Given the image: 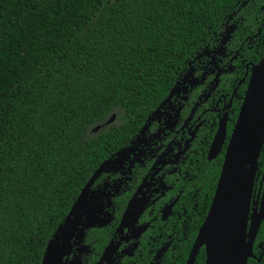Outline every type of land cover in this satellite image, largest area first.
Masks as SVG:
<instances>
[{"label":"trees","instance_id":"trees-1","mask_svg":"<svg viewBox=\"0 0 264 264\" xmlns=\"http://www.w3.org/2000/svg\"><path fill=\"white\" fill-rule=\"evenodd\" d=\"M245 1L0 0V264H42L94 173L159 110L188 62L236 13L264 16ZM263 57L264 43L243 60ZM238 76L222 81L232 89ZM259 165L262 174L264 147ZM107 229L90 231L91 262ZM195 264H206L204 250Z\"/></svg>","mask_w":264,"mask_h":264},{"label":"flooded vegetation","instance_id":"flooded-vegetation-1","mask_svg":"<svg viewBox=\"0 0 264 264\" xmlns=\"http://www.w3.org/2000/svg\"><path fill=\"white\" fill-rule=\"evenodd\" d=\"M256 1L246 0L242 9L253 6L264 12ZM227 22L226 32L188 62L181 82L171 91L174 94L149 116L88 192L81 207L85 215L81 232L63 264H173L187 249L190 258L212 206L253 67L260 63L243 60L245 51L256 53L264 43V16L247 21L245 15L236 13ZM238 33L239 44L234 41ZM230 73L243 74L232 89L222 81ZM224 121L225 142L219 155L210 160ZM259 171L260 165L250 218L260 213L264 202V171ZM90 221L96 226L89 227ZM261 227L247 264H264ZM106 228L111 236L100 258L91 262L90 231ZM202 250L206 255V248Z\"/></svg>","mask_w":264,"mask_h":264},{"label":"water","instance_id":"water-1","mask_svg":"<svg viewBox=\"0 0 264 264\" xmlns=\"http://www.w3.org/2000/svg\"><path fill=\"white\" fill-rule=\"evenodd\" d=\"M173 94L174 91L171 96ZM115 119L116 116H113L107 125L112 124ZM100 128L97 127L94 131L98 132ZM225 139L226 121H224L214 140L209 156L210 160L219 155ZM263 147L264 57L258 65L253 67L248 90L227 149L212 206L187 264H195L203 247L206 248V264H247L248 260L253 257V245L264 220V202L260 213H254L250 218ZM113 162L114 158L101 165L82 190L68 218L50 243L42 264H63L64 258L71 251L72 241L83 224L85 215L81 213L82 203L97 179L108 170ZM94 226L96 224L90 221L89 227ZM110 252L111 250L106 255L108 256Z\"/></svg>","mask_w":264,"mask_h":264}]
</instances>
